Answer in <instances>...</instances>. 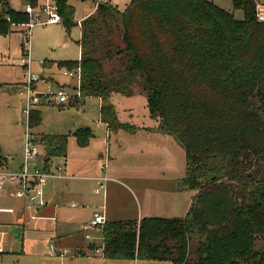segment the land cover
<instances>
[{"label":"trees","instance_id":"1","mask_svg":"<svg viewBox=\"0 0 264 264\" xmlns=\"http://www.w3.org/2000/svg\"><path fill=\"white\" fill-rule=\"evenodd\" d=\"M54 2L70 32L79 25L75 7L71 0ZM0 5L14 23L29 20L10 0ZM233 6L242 20L212 0H132L124 11L102 1L80 24L83 98L101 101L110 132L127 130L110 100L132 97L139 84L151 116L185 149L181 185L198 192L184 218L106 223V259L264 264V23L253 0ZM10 32L0 21V35ZM106 63L119 69L107 74ZM41 123L34 110L30 127ZM76 138L86 147L94 134L81 129ZM42 142L49 159L66 156L68 135Z\"/></svg>","mask_w":264,"mask_h":264},{"label":"rangeland","instance_id":"2","mask_svg":"<svg viewBox=\"0 0 264 264\" xmlns=\"http://www.w3.org/2000/svg\"><path fill=\"white\" fill-rule=\"evenodd\" d=\"M109 1L117 6L120 11H124L132 0H102ZM214 4L222 10L234 14L236 19L244 18L243 11L234 10L233 0H212ZM96 0H71V4L76 9V22L89 14L95 7ZM27 3L24 0H10V6L16 11H23ZM26 23V22H24ZM13 32L11 39L6 41L0 35V82L5 83H25L28 78L27 70L21 65L22 54V33L20 27L10 26ZM81 29L75 25L68 32L62 23L48 26H37L31 34V64L32 71L35 74L42 75L46 83H52L59 88H64L71 95L74 82L63 75L67 67L59 68L60 62H78L80 60V48L77 44L80 39ZM50 60L54 63L45 62V67L53 69V74L43 72V66L39 62ZM46 68V69H47ZM118 64H105L107 74L118 70ZM46 75L49 77H46ZM60 82H56L59 81ZM66 82L65 84L63 82ZM15 86V85H13ZM44 86L45 85H41ZM4 87V86H3ZM2 87V88H3ZM11 87V86H9ZM1 90V89H0ZM134 95L124 97L120 94L112 95L111 103L116 107L118 120L121 124L129 128L122 130H113L107 133V128L102 125L100 117V107L97 98L79 99L73 97L70 105L80 107L56 108L53 106L41 107L43 121L41 125L31 129V132L37 133L44 130L46 133L56 128L71 129L83 123H87L89 130L92 131L95 138L89 141L86 147H90L89 158L93 154L101 152H110V166L108 176L124 177L129 174L136 175L139 180L129 181L123 185L120 181L111 183L109 194V208L114 215L121 216L122 219L136 220L140 211L141 216L160 217V218H181L185 215V210L191 206L195 191L185 188L181 185L186 174V153L184 147L160 128L159 118H153L147 106V97L140 89L139 84L133 86ZM24 89L4 88L0 91V145L15 159L16 163L24 162V146L26 132L29 129L25 123L26 116L22 109L26 106V96ZM81 129H74L68 134V151L70 156H78L75 153L79 149L76 138V132ZM33 133V134H34ZM48 134V133H47ZM109 134V137H108ZM35 135V134H34ZM121 136V138H119ZM37 141L40 142L39 139ZM43 143V142H41ZM93 153V154H92ZM46 158H49L46 154ZM58 161L57 163H62ZM4 162L1 163V165ZM4 173L8 172L2 169ZM5 182V181H4ZM91 186L90 182H85ZM134 183V184H133ZM136 184V185H135ZM144 187V188H142ZM0 191L7 194L9 203L16 197L13 189ZM137 188V190H135ZM96 189V187H95ZM94 189V192H95ZM11 192L13 196H11ZM88 196H92V190L88 188ZM99 199L101 196H97ZM96 199V197H95ZM14 201V200H13ZM17 201L20 202L17 198ZM23 202V201H22ZM28 224L26 226V242L24 255H17L6 259L4 264H84L92 262V254L82 256L81 247L90 245L95 239V235L101 234L102 230L88 229L95 207H90V203H84L81 209L77 211L78 217L72 223L60 224L56 213L45 215L44 212L36 211V207L26 203ZM90 204V205H89ZM48 205V204H47ZM49 206V205H48ZM59 205H55L57 211ZM88 206V207H87ZM45 206L43 209H47ZM37 220V221H33ZM61 220V218L59 219ZM46 226V230H37V223ZM91 236V240L86 238ZM63 244H59L58 238ZM63 236L65 239L63 240ZM98 240H100L98 238ZM84 241V242H83ZM50 243L55 245V249L50 247ZM193 248V247H192ZM67 250L73 257L66 259L58 256V253ZM95 254V252H94ZM135 264H174L171 261H153V260H134Z\"/></svg>","mask_w":264,"mask_h":264},{"label":"crops","instance_id":"3","mask_svg":"<svg viewBox=\"0 0 264 264\" xmlns=\"http://www.w3.org/2000/svg\"><path fill=\"white\" fill-rule=\"evenodd\" d=\"M71 4V2H70ZM72 5V4H71ZM73 6V5H72ZM96 11V6L94 7V9L87 15H85L84 17H82L79 21H83L85 18H87L88 16L94 14ZM80 29L81 26L79 25ZM13 32H17L14 29L11 30V32L9 33V35H7L6 37L3 36V38L8 41L11 39V34ZM21 33V32H20ZM80 39L78 40V42L81 40L82 38V29L80 32ZM77 42V44H78ZM79 46V45H78ZM80 48V47H79ZM79 57L81 58V49H80V55ZM45 62H50V63H54V61H50V60H45ZM47 67H43V72H47L51 75L53 74V69L47 68ZM60 68V67H59ZM46 77H49V75ZM59 80V79H58ZM56 82H60L56 80ZM63 82V81H61ZM64 84L66 82H63ZM23 84L24 83H5V82H0V89H4V88H16V90L18 91L19 88L22 87L23 89ZM67 84V83H66ZM15 85V86H13ZM4 86V87H3ZM11 86V87H9ZM3 87V88H2ZM0 90V91H1ZM115 95V94H114ZM89 99V98H88ZM86 100V99H85ZM82 103V105L80 107H76L74 105H70L69 107H76L78 111L81 110V107L83 105L86 104V102ZM99 101V107L101 106V101L98 99ZM44 107V106H42ZM68 108V107H63ZM24 109H22L23 112ZM38 110L42 113L41 111V107L35 109ZM22 119H21V125H23L24 123H22ZM42 121H43V114H42ZM41 125V124H40ZM102 125L105 126L107 128V133L110 134L108 127L105 123L102 122ZM90 129L88 127L87 123H83L80 124L78 126H74L71 129L66 130L65 128H56L55 130H50L49 132L47 131L46 133L44 132V130H41L37 133H34L36 139H39L40 142H42L43 137L45 136H51V135H68L69 133H71L74 129ZM48 133V134H47ZM108 134V137H109ZM95 138V136H94ZM121 138V136L119 137ZM46 150V149H45ZM90 147H79V149H77L75 151V153H78V156H70V153L68 151V146H67V154L65 157H55L56 159H58V161H63L62 166L63 169L60 172L59 176L60 177H56V178H51L48 181L47 187H46V199L48 201V205H47V209H37L36 211L40 213L44 212L45 215H50L52 213H56L57 216V220L60 221V224H66L67 222L72 223L75 219H77L78 215L77 211L75 213V211H73V209L78 210L81 209L80 207L83 206V204L85 203H90L92 205H90V207H93V209L95 207L96 211L93 213V217H95V215L97 213L103 214L105 216L106 219V223L109 222H114V221H138L140 222L143 217L141 216L140 211L137 214V218L136 220H132V219H122L120 218L121 216L118 215H114L111 213V209L109 208V192L108 190H110V186L111 183H114L116 181H120L123 185L129 187L127 185L126 179L129 181H136L139 180L136 175L133 174H129V176L125 179L124 177H116L114 175L112 176H108L111 181L107 184V193L106 196H104L103 194H96L94 192L95 187H97L99 180L98 178L102 177V172H101V165L103 163H105V160L108 159V169L110 166V152L108 153H99V154H93V158H89V154H90ZM47 154V151H46ZM0 155L3 157L4 159V164H2V167L8 171H18L21 167L23 163H16L14 158L10 157V154H8L4 147L0 145ZM108 173V172H107ZM108 175V174H107ZM85 182H90L91 186H89L87 183ZM134 184V183H133ZM136 185V184H135ZM9 187L8 189H13L15 191L14 187L11 186H7ZM91 188L92 190V196L94 198H92L91 196H88V188ZM144 188V187H142ZM129 189L134 193L135 195V191H133L131 189V187H129ZM137 190V188L135 189ZM197 191H195V195L193 196L194 200L195 197L197 196ZM12 194H14L13 192H11V196H13ZM101 196V198L99 199L97 196ZM96 197V199H95ZM14 198L11 203H9V200L7 199V194H2L0 192V247L4 248V253L0 254V264H4L6 259L8 258H13L16 257L17 255H24L25 253V248L26 245L28 244V242H26V226L28 224V216H27V211L28 208L25 204V200L18 198V200L20 202L17 201L16 197H12ZM193 200V202H194ZM23 201V202H22ZM193 202H191V206L193 204ZM28 203V202H26ZM55 205H59L57 211L55 210ZM191 206L188 207V209L185 210V215L181 218H184L186 216V214L188 213V211L190 210ZM88 207V206H87ZM61 218V220H59ZM145 218H150V217H145ZM94 218H91L90 222L93 221ZM33 221H37V220H33ZM40 221H38L37 223V230L39 231H44L46 230V226L41 225V223H39ZM89 225V223L87 224V226ZM103 231L101 232V234H97L95 235V239L93 242L90 243V245L87 247V249L84 248V245L82 243V247L81 249L78 248L80 250V253L82 256H88L93 252V256H92V262L88 263V264H135L134 260H111V259H106L105 257H103V254H94L95 249L98 248L101 244V241H103ZM61 236L58 238L59 240V244H63V241L60 240ZM98 238L100 240H98ZM65 239V237L63 236V240ZM84 242V241H83ZM50 243V247H51ZM56 247H54L55 249ZM84 264H87V262H85Z\"/></svg>","mask_w":264,"mask_h":264},{"label":"built area","instance_id":"4","mask_svg":"<svg viewBox=\"0 0 264 264\" xmlns=\"http://www.w3.org/2000/svg\"><path fill=\"white\" fill-rule=\"evenodd\" d=\"M256 5V16L259 22L264 23V0H253ZM102 0H96V9ZM28 16L29 20L26 23H14L10 16L2 13L0 5V21L4 20L10 26L25 28L23 29L22 38V54L21 65L26 68L28 78L23 84L24 94L26 96V106L23 110L26 116L25 125L28 126L24 146V162L18 171H8L4 173L3 167L0 165V191L5 189V186L15 188L16 196L25 200L37 209L47 206L46 187L49 179L60 177L59 174L63 169L62 164L57 163L56 158H46V150L43 143L37 141L34 134L31 132L30 118L32 112L42 106H53L63 108L70 105L73 97L83 98L82 94V79L83 72L81 67V58L74 68H68L63 71V75L74 82L71 95L67 89L59 88L52 83H46L42 75L35 74L32 71L31 64V34L37 26H48L62 23L63 20L58 12V7L54 0H36V4L27 3L22 11ZM79 25L82 21L78 22ZM41 66H45V61L39 62ZM45 85L41 86V85ZM102 177L98 178L99 183L95 189L96 194L106 196L107 184L111 179L107 175L108 159L105 160L100 167ZM5 181V182H4ZM106 225V219L103 214L97 213L94 220L88 225V229H98L102 231ZM88 240H91L90 235H86ZM101 245L95 249L96 254H103V241ZM55 245L51 244L54 249ZM4 253V248L0 247V254ZM63 259L73 257L67 250L58 253Z\"/></svg>","mask_w":264,"mask_h":264}]
</instances>
